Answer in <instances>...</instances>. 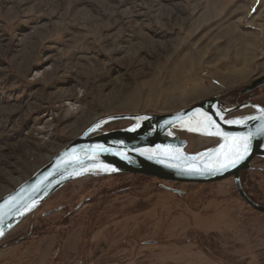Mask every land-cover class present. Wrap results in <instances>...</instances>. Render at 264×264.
<instances>
[{
    "label": "rangeland",
    "instance_id": "374dc122",
    "mask_svg": "<svg viewBox=\"0 0 264 264\" xmlns=\"http://www.w3.org/2000/svg\"><path fill=\"white\" fill-rule=\"evenodd\" d=\"M263 75L264 0H0V197L97 121L172 113ZM253 91L244 102L264 104V85ZM175 132L186 153L214 144ZM255 162L242 188L264 205ZM22 220L0 264H264V213L231 178L80 177Z\"/></svg>",
    "mask_w": 264,
    "mask_h": 264
},
{
    "label": "water",
    "instance_id": "95a60500",
    "mask_svg": "<svg viewBox=\"0 0 264 264\" xmlns=\"http://www.w3.org/2000/svg\"><path fill=\"white\" fill-rule=\"evenodd\" d=\"M262 85L264 75L241 93ZM246 107L255 112L228 118ZM115 120L133 122L124 128L97 132L98 126ZM178 130L215 143L199 152L186 153L188 141L176 135ZM236 144L240 145L238 154ZM254 158L264 159V107L253 102L229 106L214 96L167 114L110 116L93 123L29 178L0 197V240L55 189L86 176L127 174L179 186L208 185L231 178L245 205L264 213V205L245 194L239 178L241 171L250 169Z\"/></svg>",
    "mask_w": 264,
    "mask_h": 264
},
{
    "label": "trees",
    "instance_id": "16d2710c",
    "mask_svg": "<svg viewBox=\"0 0 264 264\" xmlns=\"http://www.w3.org/2000/svg\"><path fill=\"white\" fill-rule=\"evenodd\" d=\"M255 92L256 91H251V92H249L247 94H242V93H237V91H235V90H231V91L226 92L223 96H221L220 100L222 102H224V103H227V104L237 105L238 103H242L244 101H248L249 99H251V96L253 94L255 95ZM257 104L262 106V107H264V104L261 103V102L260 103L257 102ZM114 123H117V122H113L111 124H114ZM111 124H109V125H111ZM109 130H111V129H109ZM255 161L261 162V164H263L262 167H264V159L263 158H254V159H252V161L250 162V165L255 164L256 163ZM249 170L250 169L243 170L239 174L241 186L244 189H245V181L243 179V174H245L246 172L248 173Z\"/></svg>",
    "mask_w": 264,
    "mask_h": 264
},
{
    "label": "bare ground",
    "instance_id": "6f19581e",
    "mask_svg": "<svg viewBox=\"0 0 264 264\" xmlns=\"http://www.w3.org/2000/svg\"><path fill=\"white\" fill-rule=\"evenodd\" d=\"M252 108H250V107H246V108H244V109H242V110H248L246 113H245V115H248V114H251V113H254L255 112V109H252ZM241 111V110H240ZM240 117V116H239ZM237 118V117H236ZM208 141H210V142H208V143H211V141L212 142H214L215 143V141L214 140H212V139H208Z\"/></svg>",
    "mask_w": 264,
    "mask_h": 264
},
{
    "label": "snow or ice",
    "instance_id": "6c2138e0",
    "mask_svg": "<svg viewBox=\"0 0 264 264\" xmlns=\"http://www.w3.org/2000/svg\"><path fill=\"white\" fill-rule=\"evenodd\" d=\"M207 134L211 135V134H212V132H211V131H209ZM239 147H240V145H239V144H236V145H235V150H236L237 154H238ZM245 150H246V145H245Z\"/></svg>",
    "mask_w": 264,
    "mask_h": 264
},
{
    "label": "flooded vegetation",
    "instance_id": "af4514ba",
    "mask_svg": "<svg viewBox=\"0 0 264 264\" xmlns=\"http://www.w3.org/2000/svg\"><path fill=\"white\" fill-rule=\"evenodd\" d=\"M24 219H25V218H24ZM24 219H23V220H24ZM23 220H22V221H23ZM3 239H4V238H2V239L0 240V244H2L1 241H2Z\"/></svg>",
    "mask_w": 264,
    "mask_h": 264
}]
</instances>
